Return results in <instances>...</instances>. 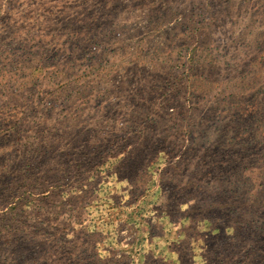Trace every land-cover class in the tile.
<instances>
[{"label": "rangeland", "instance_id": "1", "mask_svg": "<svg viewBox=\"0 0 264 264\" xmlns=\"http://www.w3.org/2000/svg\"><path fill=\"white\" fill-rule=\"evenodd\" d=\"M0 264H264V0H0Z\"/></svg>", "mask_w": 264, "mask_h": 264}]
</instances>
